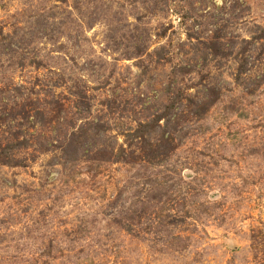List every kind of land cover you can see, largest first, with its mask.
<instances>
[{"label":"rangeland","instance_id":"rangeland-1","mask_svg":"<svg viewBox=\"0 0 264 264\" xmlns=\"http://www.w3.org/2000/svg\"><path fill=\"white\" fill-rule=\"evenodd\" d=\"M0 264H264V0H0Z\"/></svg>","mask_w":264,"mask_h":264}]
</instances>
